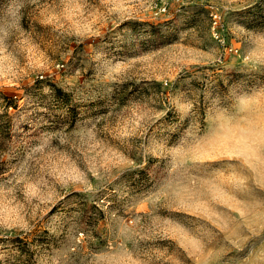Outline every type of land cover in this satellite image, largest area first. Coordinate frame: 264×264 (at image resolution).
<instances>
[{"label":"rangeland","instance_id":"1","mask_svg":"<svg viewBox=\"0 0 264 264\" xmlns=\"http://www.w3.org/2000/svg\"><path fill=\"white\" fill-rule=\"evenodd\" d=\"M6 3L0 0V7ZM26 17L13 46L23 65L7 45L0 46V172L14 165L41 131L86 121L93 127L77 124L71 135L86 144L79 151L98 179L91 183L67 153H55L64 161L56 170L58 180L66 185L72 178L76 191L52 209L47 221L49 205L43 201L46 207L40 209L32 236L0 234V264H32L33 251L58 245L50 233L66 228L71 217L94 226L99 237L112 221L138 231L140 214L150 209L137 196L153 189L164 162L149 156L144 168L126 172L109 187L113 168L118 174L137 165L108 138L124 144L143 137L145 124L158 120L148 134L155 142L141 147L145 155L163 156L164 146L174 144L190 123L175 106L188 112L193 102L180 105L179 100L199 97L203 114L232 88L234 95L237 88L264 86V36L253 33L264 31V0H31ZM216 19L224 42L214 36ZM73 33L74 42L65 38ZM262 92L254 91V96L258 99ZM141 96L143 103L129 101L121 107ZM51 135L68 140L63 130ZM217 155L242 159L255 187L264 189V170L248 157L228 148ZM97 156L105 174H99ZM193 158L210 154L197 152ZM178 159L183 165L186 157L179 154ZM5 175L17 182L26 178L16 167ZM217 180L202 181L211 204L189 196L176 206L195 218L189 224L197 225L196 235L180 222L153 217L155 233L167 244L150 250L149 264L153 259L155 264H264V201L250 195L249 176L242 171L221 173ZM131 197L127 221L110 211L123 213ZM84 240L81 232L80 242Z\"/></svg>","mask_w":264,"mask_h":264},{"label":"clouds","instance_id":"2","mask_svg":"<svg viewBox=\"0 0 264 264\" xmlns=\"http://www.w3.org/2000/svg\"><path fill=\"white\" fill-rule=\"evenodd\" d=\"M57 2L59 3V0ZM88 2L92 3V0ZM30 7L31 0H7V3L0 7V46L7 45V51L16 55L21 66L24 63L23 58L17 54L13 46L18 35V28L24 27L26 12ZM65 27L67 28V24ZM253 33L264 36V31ZM65 38L73 42L77 39L74 33ZM241 62L243 63V55ZM4 70L7 71L6 68ZM232 89L225 96L215 98L216 103L211 102L203 114L200 112L199 97H192L185 101L179 100L180 105L193 102L188 112L174 105L182 118L190 117V123L174 144L164 146L166 155L158 156L150 153L145 155L141 147L155 142L149 141L148 134L158 120L151 125L145 124L146 131L143 137H135L124 144L119 141L113 142L110 137L108 138L109 143H115L118 149L137 165L121 170L118 174L113 168L112 173L115 179L109 187L113 186L126 172L144 168L149 156L164 162L161 175L153 189L137 196L146 199L150 209L149 213L140 214L143 219L138 231H130L117 221H112L103 237H99L94 231V226L88 227L80 223L78 217H71L66 228L60 230L58 234L50 233L57 237L58 245L50 248L42 247L38 252L33 251L32 264H149L150 250L167 244L155 233L153 217L158 215L180 222L190 227L196 235L197 225L189 224V220L195 218L186 217V214L179 211L176 206L189 196L192 200H207L211 204L207 187L202 181L217 180L221 173L227 176L234 170L242 171L244 175L249 176L248 184L253 189L250 195L264 201V189L255 187L251 173L243 165L242 159H229L227 156L217 155V152L228 148L242 157H248L258 168L264 170V92L258 99L254 96V91L264 89V86L249 89L237 88L234 95ZM129 101L144 102L142 96L133 97L121 107L126 106ZM157 107L158 110H162L161 107ZM169 109L164 112V115ZM96 120L97 118L88 121L95 123ZM77 124L81 127H93L92 124L86 125V121H78ZM76 125L70 127L65 124L56 130L41 131L26 144L22 157L14 165H9L0 172V234H15V237L32 236L37 232L36 218L40 215V209L46 207L43 201H48L49 205L44 215V220L47 221L52 209L66 196L76 191L72 178H69L66 185L58 180L56 170L63 167L64 161L59 160L55 153H67L70 160L87 175L91 183L97 182L98 177L88 172L84 155L79 151L81 148H86V144L81 143L80 137L71 135L76 130ZM62 130L68 136L67 141L51 135ZM97 138L104 139L103 133H98ZM87 139L88 137L85 136L86 141ZM129 143L132 145L131 148L128 146ZM197 152L209 153L210 158H193L194 153ZM49 153H52L51 158ZM179 154L186 157L183 165L178 159ZM89 155L91 157L95 153ZM96 163L99 174H105L99 156L96 157ZM12 167H16L20 175L26 178L17 182L11 176L5 175L11 172ZM81 195L86 194L81 193ZM132 198H129L125 204L123 213L119 210L110 211L116 217L127 221L129 213L126 209L130 206ZM153 204H155L154 209ZM81 232L85 236L82 242H80ZM200 239L207 247H211L206 239ZM151 264H155L154 259Z\"/></svg>","mask_w":264,"mask_h":264},{"label":"built area","instance_id":"3","mask_svg":"<svg viewBox=\"0 0 264 264\" xmlns=\"http://www.w3.org/2000/svg\"><path fill=\"white\" fill-rule=\"evenodd\" d=\"M214 36L219 42H224L223 36L221 34V30L219 29V19L215 20V25H214Z\"/></svg>","mask_w":264,"mask_h":264}]
</instances>
